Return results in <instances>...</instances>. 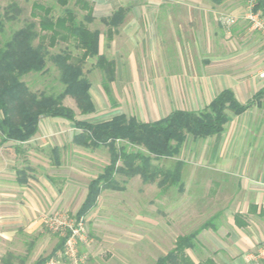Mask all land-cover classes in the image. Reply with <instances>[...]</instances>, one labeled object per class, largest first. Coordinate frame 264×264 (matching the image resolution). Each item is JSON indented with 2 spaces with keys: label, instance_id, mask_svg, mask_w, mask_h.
Returning <instances> with one entry per match:
<instances>
[{
  "label": "crops",
  "instance_id": "obj_1",
  "mask_svg": "<svg viewBox=\"0 0 264 264\" xmlns=\"http://www.w3.org/2000/svg\"><path fill=\"white\" fill-rule=\"evenodd\" d=\"M87 1L94 21L102 26L94 29L100 32V54L115 62L116 78L124 77L126 93L124 102L114 100L116 112L111 118L88 122L126 114L152 123L176 110L202 111L227 89L241 104L264 89V80L257 75L263 42L245 21L244 0ZM121 8V23L102 22ZM222 18H231V24L225 25ZM90 82L98 109L94 94L98 88ZM101 91L106 94L103 82ZM127 100L131 115L118 111ZM227 115L224 130L216 135L202 138L187 134L179 153L188 158L182 160L187 162L182 169L183 190L169 188L177 190L182 202H172L168 211L161 213L171 224H160L157 219L154 224L156 250L163 256L176 249L179 237L197 233L195 245L184 251L188 261L181 264H264V100L255 101L241 114L227 110ZM10 142L0 146L1 251L16 241L22 230L30 235L39 226L38 213L56 209L65 197L60 193L53 198L45 192L50 191L49 186L41 198L21 189L29 178L16 170L13 159L26 151L20 150L21 143L16 141L18 146L6 148ZM167 201L164 198L162 205ZM203 206L210 208L203 212ZM141 221L149 227L152 218L141 214ZM183 221L188 222L185 228H181ZM149 229L142 228L141 236L147 237ZM66 233H59L52 252Z\"/></svg>",
  "mask_w": 264,
  "mask_h": 264
},
{
  "label": "trees",
  "instance_id": "obj_2",
  "mask_svg": "<svg viewBox=\"0 0 264 264\" xmlns=\"http://www.w3.org/2000/svg\"><path fill=\"white\" fill-rule=\"evenodd\" d=\"M71 0H57L65 8L63 15L54 17L53 8L40 2L32 5L33 20L14 31L9 38L0 43V146L9 141L24 144L39 132L43 118H61L74 123L80 132L74 142L86 148H108L110 162L103 171L88 185L85 200L76 217H84L96 207L98 198L104 190L124 191L127 180L119 181L117 174L131 179L140 176L143 183H157L160 188L178 187L183 190L182 169L184 162L177 160L170 168L155 165L152 159L173 158L179 155L187 134L195 137H209L224 130L228 121L227 110L235 114L245 112L255 101L264 100V89L259 91L246 104H241L230 89L224 90L202 111L176 110L169 116L152 123L138 121L126 114L114 116L109 121L92 123L79 120L75 111L63 101L72 97L82 115L95 112L91 96L92 84L85 76L84 66L90 58H96V67L104 72L103 88L109 98L113 94L111 84L116 79V64L99 51L100 32L92 30L79 22L73 9L67 8ZM74 4L85 11L84 20L92 23L95 20L91 3L87 0H74ZM258 7L264 9V0H259ZM16 4H10L2 17L13 20L12 14L19 13ZM123 8L112 16L102 18V22L118 25L123 21ZM34 19H38L37 22ZM0 16V28L3 29ZM38 43L35 44V41ZM59 42L70 43L81 51L73 56L64 51L50 55L52 62L60 70V81L63 89L59 93L33 92L23 77L31 73H45L49 48ZM144 147L142 150L129 151L126 145ZM122 162L123 166H119ZM197 233L181 236L176 249L160 258L155 264H181L187 262L184 251L193 247ZM71 236L67 232L59 241L56 249L46 257H40L34 264H47L58 252H63ZM15 256L8 253L3 264H13ZM24 261H22L23 263ZM24 264V263H23Z\"/></svg>",
  "mask_w": 264,
  "mask_h": 264
},
{
  "label": "rangeland",
  "instance_id": "obj_3",
  "mask_svg": "<svg viewBox=\"0 0 264 264\" xmlns=\"http://www.w3.org/2000/svg\"><path fill=\"white\" fill-rule=\"evenodd\" d=\"M34 2L51 6L54 17L65 13V8L60 6L57 0H0V16L4 24L3 29L0 28V43L9 38L14 31L23 27L26 22L33 20L31 11ZM10 4H16L20 9L19 13L12 14L15 17L13 20L2 17L5 9ZM247 7V0H244V17L251 28V23L246 18ZM67 8L73 9L78 21L87 25L90 29L94 30L97 27H102L99 26L100 21L97 22L96 20L92 23L85 21L86 12L76 6L74 0H71ZM34 20L37 22L38 19ZM252 31L261 37L264 52V38L261 32L253 29ZM37 43L38 40L35 41V44ZM48 51L47 71L43 74L31 73L23 77L29 88L36 93H59L63 89V84L60 81V70L52 62L50 55L60 54L64 51L70 52L73 56H79L81 53L73 42H59L55 47L49 48ZM84 72L85 76L97 85L98 93L94 89V94L98 109L95 108V112L92 114L82 115L72 97H66L63 103L74 108L76 117L79 120L98 122L111 118L112 114L116 112L113 107L114 100L118 98L122 102L125 100L126 93L123 92L124 87L122 84L124 77L116 78V83L112 84L114 97H112L114 99L112 101L105 93L102 94L101 86L105 75L103 71L96 67V58H90L87 61ZM130 105L127 100L124 104L122 103L123 108L118 111H128ZM129 111L128 115H131ZM42 120V125L34 140L20 145V150L26 151V154H17V157L13 159L14 166L17 171H23L24 175L29 178L28 183L24 186L21 185V189H26L28 193L41 198L44 193L43 190L49 186L50 191L48 192L46 189L45 192L50 193L53 198H56L55 194L60 196V193L61 196L64 194L65 197L56 209L38 213L39 226L30 235L20 229L22 233L18 234L16 241L3 247L5 251L0 250V264H3L2 259L8 253L15 256V258H12L13 264H33L39 257L51 254L61 235L47 227L44 222L45 216L61 212L75 219L76 213L86 197L90 181L96 178L110 162L108 148H86L74 142V135L80 131L75 128L73 123L65 120L55 121L47 117ZM18 145L19 143L12 141L6 148L11 149ZM120 145H126L129 151L142 150L148 155L144 147L127 145L126 142H122ZM186 159L188 160V158L181 155L175 158H153L152 163L170 168L177 160ZM184 164H187V162H184ZM119 166H123L122 162H119ZM116 178L119 181L127 180L125 190H104L101 193L97 207L84 219L87 231L86 242L78 241L76 245H73L74 255L57 254L54 256L53 258L59 261L58 264H155L157 260L162 258L164 254L158 252L155 246L157 231L154 224L156 219L160 221V224L164 225L165 222L171 224L169 217L163 218L161 213L168 211L172 202L174 204L178 200L182 202L181 195L177 194L176 189H162L157 183L145 184L140 176L128 179L117 174ZM164 198L168 199V203L163 206L162 200ZM185 207L186 205L183 206V210ZM203 207V212L210 208L209 206ZM141 214L152 218V221L148 222L152 227L147 225L150 227L147 237L141 236V229L149 228L141 221ZM187 226V221L181 223V228ZM164 240L167 241L168 246L171 245V240L166 234ZM68 249L70 248L66 247V250ZM22 261L24 262L22 263Z\"/></svg>",
  "mask_w": 264,
  "mask_h": 264
},
{
  "label": "built area",
  "instance_id": "obj_4",
  "mask_svg": "<svg viewBox=\"0 0 264 264\" xmlns=\"http://www.w3.org/2000/svg\"><path fill=\"white\" fill-rule=\"evenodd\" d=\"M258 2L259 0H247L248 7L246 18L250 21L251 28L260 31L264 38V9L258 7ZM223 22L225 24H230L232 19L224 18ZM257 75L260 79L264 80V57ZM44 222L47 227L55 233L71 232V236L66 243V247L70 249L66 250L65 247V250L60 252L59 255H74L73 245H76L78 241L86 242L87 231L83 217L72 219L66 213L56 212L46 215ZM58 262V260L52 258L47 264H58Z\"/></svg>",
  "mask_w": 264,
  "mask_h": 264
}]
</instances>
